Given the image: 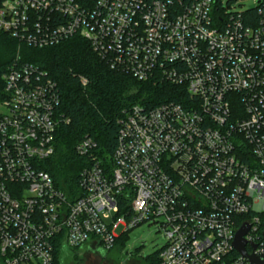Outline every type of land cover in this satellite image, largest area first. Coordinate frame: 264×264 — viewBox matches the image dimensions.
I'll list each match as a JSON object with an SVG mask.
<instances>
[{
    "label": "built area",
    "instance_id": "obj_1",
    "mask_svg": "<svg viewBox=\"0 0 264 264\" xmlns=\"http://www.w3.org/2000/svg\"><path fill=\"white\" fill-rule=\"evenodd\" d=\"M182 1L2 2L0 32L18 44L81 38L110 69L175 87L176 100L123 111L108 160L82 139L71 200L43 170L69 122L57 85L15 59L0 99V264H54L57 245L110 251L146 221L165 239L160 264H249L232 245L243 225L247 253L264 256V0L253 26L229 9L217 25V0Z\"/></svg>",
    "mask_w": 264,
    "mask_h": 264
},
{
    "label": "trees",
    "instance_id": "obj_2",
    "mask_svg": "<svg viewBox=\"0 0 264 264\" xmlns=\"http://www.w3.org/2000/svg\"><path fill=\"white\" fill-rule=\"evenodd\" d=\"M3 1L0 0V6ZM160 1H171L172 8L177 11L181 6L180 0ZM191 1L182 2L188 4ZM237 1L243 0H229L226 7L221 0L216 1L213 17L217 25L223 22L230 3ZM257 6L231 12L240 13L243 25L253 26L258 19ZM15 59L38 67L57 85L59 111L69 122L57 128L54 154L43 162V170L50 175L55 187L71 195V200L79 193L78 174L85 163V159L75 153V147L82 139L89 137L95 141L98 155L108 160L116 146L117 121L123 111L136 104L153 107L176 100L175 87L166 83L140 82L126 73L110 69L92 51L89 43L81 38L75 37L56 46L36 49L18 44L4 32H0V99L4 86L2 76ZM80 78L86 80L85 86L81 85ZM118 240H122L124 246V234ZM62 250L57 245L54 264H60ZM70 251L74 252L75 249ZM158 253L159 250L148 256L146 264H160Z\"/></svg>",
    "mask_w": 264,
    "mask_h": 264
},
{
    "label": "rangeland",
    "instance_id": "obj_3",
    "mask_svg": "<svg viewBox=\"0 0 264 264\" xmlns=\"http://www.w3.org/2000/svg\"><path fill=\"white\" fill-rule=\"evenodd\" d=\"M227 1L223 0L226 7ZM259 0H243L230 3L229 10L245 11L255 8ZM227 9V10H228ZM109 222V221H108ZM121 227L115 233L120 235ZM124 246L122 240L110 251L100 247L91 248L88 244L75 249L62 250L60 264H146L145 259L157 252L165 243V239L158 231L156 224L146 221L124 233ZM123 246V248H122Z\"/></svg>",
    "mask_w": 264,
    "mask_h": 264
},
{
    "label": "water",
    "instance_id": "obj_4",
    "mask_svg": "<svg viewBox=\"0 0 264 264\" xmlns=\"http://www.w3.org/2000/svg\"><path fill=\"white\" fill-rule=\"evenodd\" d=\"M248 226L243 225L235 233L232 242L234 251L241 257L245 258L249 264H264V256H255L254 254H248L246 251V242L244 236L247 233ZM252 250L255 249V245H251Z\"/></svg>",
    "mask_w": 264,
    "mask_h": 264
}]
</instances>
